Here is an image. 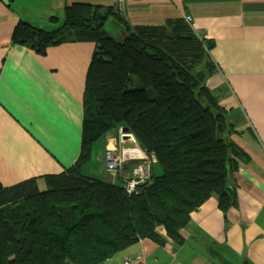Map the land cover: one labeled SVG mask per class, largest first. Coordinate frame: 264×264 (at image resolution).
Wrapping results in <instances>:
<instances>
[{
    "label": "trees",
    "instance_id": "16d2710c",
    "mask_svg": "<svg viewBox=\"0 0 264 264\" xmlns=\"http://www.w3.org/2000/svg\"><path fill=\"white\" fill-rule=\"evenodd\" d=\"M109 20L123 32L117 39ZM11 42L40 55L78 42H92L94 51L76 163L43 176V190L37 178L0 183V264H103L141 240L182 245L180 230L211 197L222 212L236 206L235 173L249 157L206 86L213 42L185 19L131 25L114 7L73 3L60 27L19 22ZM113 132L132 137L145 156L130 193L132 177L118 185L80 172L94 143Z\"/></svg>",
    "mask_w": 264,
    "mask_h": 264
},
{
    "label": "crops",
    "instance_id": "0c3cea01",
    "mask_svg": "<svg viewBox=\"0 0 264 264\" xmlns=\"http://www.w3.org/2000/svg\"><path fill=\"white\" fill-rule=\"evenodd\" d=\"M73 3L114 7L131 25L190 17L193 31L213 42L214 73L206 86L234 126L231 138L249 157L235 173L236 206L222 212L211 197L180 230L182 245L141 240L103 264H124L125 259H139L138 264H223L222 259L264 264V0H0V183L37 178L41 188L43 176L63 172L79 157L84 83L94 44L65 43L40 55L11 42L19 22L45 31L60 27L64 8ZM112 23L107 22L108 31ZM102 139L93 145L97 157L91 160L92 149L81 174L92 162L98 170L84 175L119 185L145 172L143 162L126 159L116 177L107 174L108 149L119 154L140 148L117 132Z\"/></svg>",
    "mask_w": 264,
    "mask_h": 264
},
{
    "label": "built area",
    "instance_id": "2783aa9c",
    "mask_svg": "<svg viewBox=\"0 0 264 264\" xmlns=\"http://www.w3.org/2000/svg\"><path fill=\"white\" fill-rule=\"evenodd\" d=\"M185 20L187 23H190L191 18L190 17H185ZM111 149H108L106 151L105 154V171L110 174L112 177H115V175L117 174L118 170L122 167L123 162L125 161V159L127 158H131L130 160H134L132 162H143L144 164V171L146 170L147 164L144 161L145 157L142 154V152L138 149H131V148H124L121 151V154H116L111 152ZM144 174V173H143ZM143 174L140 175H134L129 182L126 184L127 185V192L130 193L134 190L135 186H136V181L134 180L137 177H141V175L143 176ZM139 263V259H134V260H130V259H125L124 264H138Z\"/></svg>",
    "mask_w": 264,
    "mask_h": 264
},
{
    "label": "rangeland",
    "instance_id": "374dc122",
    "mask_svg": "<svg viewBox=\"0 0 264 264\" xmlns=\"http://www.w3.org/2000/svg\"><path fill=\"white\" fill-rule=\"evenodd\" d=\"M112 22H114V21H112ZM117 26L118 25H116V22H114V23H112V25H109V27H108V29H109V33H110V35H115V37H116V39L119 37L118 36V34H117ZM121 39V38H120ZM120 39H118V40H120ZM104 140L102 139H100V142H101V144H102V142H103ZM94 146H96V144L94 145ZM112 151L111 152H113V153H115L116 154V156H117V152H116V149L115 148H112L111 149ZM96 152H97V149H96V147H94L93 148V156H92V161L93 160H95V158L97 157V154H96ZM121 152L122 151H120V153L119 154H121ZM102 154H103V152H100V158L102 159ZM127 159H131V158H127ZM126 160V159H125ZM131 161H134L133 159L131 160ZM95 162H97L96 164H99L100 165V161H95ZM96 166V167H95ZM98 165H94L92 162L89 164L88 163V165H86V166H84V168H83V172H82V174L84 175V174H87V175H89V171H91V170H94L95 171V169H96V171L98 170ZM115 177H116V175H115ZM41 189L43 190L44 189V186L43 187H41ZM229 261H231V262H236V260H235V258H232L231 260H229Z\"/></svg>",
    "mask_w": 264,
    "mask_h": 264
},
{
    "label": "water",
    "instance_id": "95a60500",
    "mask_svg": "<svg viewBox=\"0 0 264 264\" xmlns=\"http://www.w3.org/2000/svg\"><path fill=\"white\" fill-rule=\"evenodd\" d=\"M6 0H4V2H5Z\"/></svg>",
    "mask_w": 264,
    "mask_h": 264
}]
</instances>
